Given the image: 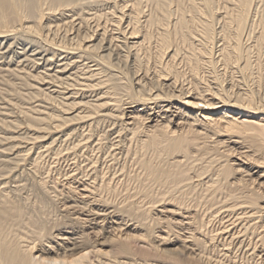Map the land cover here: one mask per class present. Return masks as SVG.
Here are the masks:
<instances>
[{
    "label": "bare ground",
    "instance_id": "bare-ground-1",
    "mask_svg": "<svg viewBox=\"0 0 264 264\" xmlns=\"http://www.w3.org/2000/svg\"><path fill=\"white\" fill-rule=\"evenodd\" d=\"M0 264H264V0H0Z\"/></svg>",
    "mask_w": 264,
    "mask_h": 264
},
{
    "label": "rangeland",
    "instance_id": "rangeland-1",
    "mask_svg": "<svg viewBox=\"0 0 264 264\" xmlns=\"http://www.w3.org/2000/svg\"><path fill=\"white\" fill-rule=\"evenodd\" d=\"M145 248H147V246L145 245V244H136L135 245V249H140V250H143V249H145Z\"/></svg>",
    "mask_w": 264,
    "mask_h": 264
}]
</instances>
